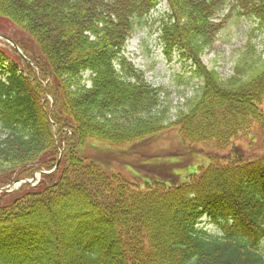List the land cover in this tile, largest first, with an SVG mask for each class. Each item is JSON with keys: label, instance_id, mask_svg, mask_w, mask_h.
Segmentation results:
<instances>
[{"label": "trees", "instance_id": "trees-1", "mask_svg": "<svg viewBox=\"0 0 264 264\" xmlns=\"http://www.w3.org/2000/svg\"><path fill=\"white\" fill-rule=\"evenodd\" d=\"M165 1L163 55L189 61L203 81L173 122L124 58L162 0H0V18L30 44L15 42L27 62L0 49V189L40 174L35 186L0 193V264H264V156H209L173 185L131 182L78 153L90 141L119 149L169 129L188 147L225 152L264 131V49L252 34L227 81L200 63L232 16L264 40V0Z\"/></svg>", "mask_w": 264, "mask_h": 264}, {"label": "rangeland", "instance_id": "rangeland-1", "mask_svg": "<svg viewBox=\"0 0 264 264\" xmlns=\"http://www.w3.org/2000/svg\"><path fill=\"white\" fill-rule=\"evenodd\" d=\"M227 11L226 9L221 15V21L226 17ZM166 12L167 5L163 0L146 18L145 23L141 24V29L127 41L124 58L137 70L144 72L147 83L159 90V98L164 106L169 107L168 118L170 117L173 122L175 113L183 108L186 101L195 96L203 81L192 78L193 64L189 61L181 60L176 53H173L170 60H166L163 55L165 48L159 31L160 20ZM255 25L252 21L236 16L228 18L217 34L213 46L203 53L200 59L202 67L214 72L219 82L231 78L250 34H252L251 43L256 51L260 54L264 49L263 36L254 32ZM0 38L30 45L23 33L2 18H0ZM0 49L8 57H11V51H15L2 39H0ZM87 76L88 74L85 77ZM259 109L264 115V100ZM251 132L248 137L240 136L233 141L225 152H200L193 147H186L180 142L177 130L169 129L153 137L152 139H155L153 141L148 140L128 147L130 152L125 155H121L120 152H125L127 147L106 150L107 145L95 141L86 143L78 153L96 161L97 165L108 172L119 173L132 182L135 181L136 176L143 180L163 181L176 185L188 180L185 176L194 172L196 167L207 165L208 156H217L225 160L234 159L236 156L239 160L264 156V131L254 127ZM133 174L135 176H132ZM35 178L39 181V174H36ZM70 209L75 210V208ZM200 226L210 234L219 235L217 228L206 223L204 219Z\"/></svg>", "mask_w": 264, "mask_h": 264}]
</instances>
